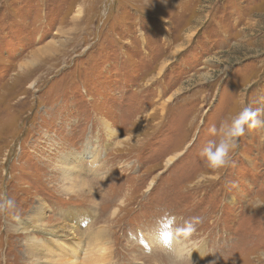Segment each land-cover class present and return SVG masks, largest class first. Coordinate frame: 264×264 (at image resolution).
Listing matches in <instances>:
<instances>
[{
  "label": "rangeland",
  "instance_id": "rangeland-1",
  "mask_svg": "<svg viewBox=\"0 0 264 264\" xmlns=\"http://www.w3.org/2000/svg\"><path fill=\"white\" fill-rule=\"evenodd\" d=\"M246 106L264 0H0V264H264V128L200 154Z\"/></svg>",
  "mask_w": 264,
  "mask_h": 264
},
{
  "label": "clouds",
  "instance_id": "clouds-1",
  "mask_svg": "<svg viewBox=\"0 0 264 264\" xmlns=\"http://www.w3.org/2000/svg\"><path fill=\"white\" fill-rule=\"evenodd\" d=\"M73 29H67L71 32ZM245 126L248 128H264V108L244 107L230 124H222L218 129L215 125L209 128V134L217 137L209 139L201 148V156L210 167L225 166L230 162L232 151L238 146V140L245 134ZM200 222L199 217H194L186 222L185 231L195 230V224Z\"/></svg>",
  "mask_w": 264,
  "mask_h": 264
},
{
  "label": "bare ground",
  "instance_id": "bare-ground-1",
  "mask_svg": "<svg viewBox=\"0 0 264 264\" xmlns=\"http://www.w3.org/2000/svg\"><path fill=\"white\" fill-rule=\"evenodd\" d=\"M108 132H110V130L109 129H106ZM111 133V132H110ZM76 187H77V189H76ZM80 187H78L73 181H70V188L68 189V190H73L72 192H71V195L72 196H74L73 198H75V197H77V196H80V195H82V194H84L83 192H82V190L81 189H79ZM119 193V192H118ZM91 197V196H90ZM119 199V198H118ZM91 202V201H90ZM109 203H115V201H111V202H109ZM68 226H70V225H68ZM71 226H73V225H71ZM32 228H35V229H37L38 227H36V226H33V227H31V229ZM35 229L34 230H32L31 232H33V231H35ZM58 231L59 233H64V231L61 229V228H52V229H50V230H48V231H46V230H43L42 232H44V233H46L47 235H50V234H54V233H57V232H55V231ZM70 230H72V227H70ZM100 231V230H99ZM98 231V232H99ZM97 232V233H98ZM101 232V231H100ZM90 234H92V232L90 233ZM64 235L65 234H63L61 237H64ZM100 235V234H99ZM102 236V235H101ZM99 238H101V237H99ZM102 239V238H101ZM30 242H31V244L32 245H30V246H32V253L34 254V255H36V258H37V260H39L40 258L37 256V254H38V252H40V251H45V252H51L49 249H48V245H46V244H44V243H41V241H38L34 236H30L29 235V239H28ZM175 253H178L179 252V250H178V247H177V245L175 246ZM52 257L54 258V261H51V263H53V264H58L57 263V261H61V260H59L60 258L58 257V256H53L52 255ZM44 262H46V263H50V260H49V257H47L46 259H45V261ZM63 263V262H62ZM62 263H60L59 262V264H62ZM68 263V262H67ZM69 263H70V261H69ZM72 263V262H71Z\"/></svg>",
  "mask_w": 264,
  "mask_h": 264
}]
</instances>
